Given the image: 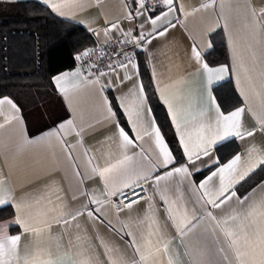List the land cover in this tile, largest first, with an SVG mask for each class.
I'll use <instances>...</instances> for the list:
<instances>
[{"label": "crops", "instance_id": "0c3cea01", "mask_svg": "<svg viewBox=\"0 0 264 264\" xmlns=\"http://www.w3.org/2000/svg\"><path fill=\"white\" fill-rule=\"evenodd\" d=\"M21 1L40 3L58 19L82 27L92 36L95 44L128 38V33L138 39L144 33L147 39L138 57L145 65L182 153V159L176 162L149 106L138 71L137 56L131 59V63L129 60L123 63L126 68L118 66L104 72V75L87 77L74 68L54 76L52 84L68 113V117L60 123L73 120L75 131L61 132L59 137L50 141H41L40 138L58 129L60 123L42 132H30L21 109L11 99L18 111L13 112L9 106H3L0 124L4 123L5 115H15L19 119H13L0 128V179L13 194L14 201L26 205L21 215L30 216L33 227H42L44 221L52 225L38 238L26 234L13 223L17 215L13 204L0 206V210L8 208L9 212H5L12 213L0 220V225L5 226L9 235H21V255L39 245L53 253L57 250L61 254L67 252L64 257L66 264H71L72 260L79 261L81 254L90 258L91 264H109V258L118 261L121 257L138 261L139 257L132 247L134 239L142 251L146 241L151 240L154 254L145 264H168L169 259L173 264H235L217 221L234 210L240 212L254 201L264 199V164L259 163L264 159V26L254 24L251 15L253 7L257 10L264 8V0H173L172 12H168L160 0L156 12L149 13L145 8L140 10L143 15L138 13L139 5L134 0H69L70 6L63 9V15L53 11L44 0H0V3ZM204 4H211V7L204 8ZM163 13L168 15L163 16ZM157 16L163 17L157 22V31L164 27L168 29L164 36H156L148 22ZM113 24L118 27L111 28ZM106 29H110L107 36ZM150 32L151 36L148 35ZM222 42L226 47L227 62L208 64L206 56ZM192 47L201 53L200 62L193 57ZM203 63L210 67L224 66L228 71L223 79L208 85L201 68ZM77 70L79 74L72 75ZM65 73L69 76L58 86L55 78ZM126 75L131 79H125ZM225 83L232 84L240 99V105L228 112L222 110L214 94V89ZM74 84L79 87L73 88ZM61 87L69 91L62 93ZM140 88H143L144 96L142 115L138 119L135 112L140 99L132 93L138 94ZM161 93L178 112L181 131L186 139L190 135L192 141H196L202 121L205 125L214 123L215 112L208 100L209 94L224 114L243 108L240 131H251L253 135H244L243 138L231 136L218 141L209 149L208 156H201L200 159L193 157L195 162L189 163ZM121 97L126 98L123 104L132 111V120L137 122L135 131L129 122L128 112L121 106ZM201 112L205 113L203 117ZM152 122H155L172 153L174 162L167 167L159 161L154 136L145 135V130L151 132ZM120 129L129 135L133 145L120 147ZM137 132L142 139L137 138ZM203 134H208L207 128ZM60 137H63V143ZM232 145L236 146L234 154H231ZM219 152L227 157L225 161H220ZM124 155L131 157L127 165L129 174L146 177L139 183L144 184L147 198L117 212L109 201L110 195H104L105 182L92 169L103 168ZM236 155L241 156L238 172L248 173L230 189L235 191L236 196L220 208L206 204L199 189L200 183ZM217 160L218 163L215 162ZM177 167H187L189 173L175 174ZM170 171L173 172L171 177L166 175ZM157 177L163 179L158 180ZM124 179L122 171L111 174L107 179L108 190L121 187ZM218 187L219 178L216 177L208 188ZM245 196L248 199L241 205L237 198ZM92 197L108 203L102 206L89 203ZM97 208L100 210L96 211ZM166 208L172 209L177 221L187 212L191 220L189 230L179 233L168 219ZM78 209L82 214L70 225L55 222L61 210L68 213ZM89 210L94 213L92 218L87 215ZM38 212L41 214L38 215ZM209 212L212 216L208 215ZM150 231L152 236H149ZM129 232L132 236L128 235ZM164 244H167V253L155 252L156 247L163 249Z\"/></svg>", "mask_w": 264, "mask_h": 264}, {"label": "snow or ice", "instance_id": "6c2138e0", "mask_svg": "<svg viewBox=\"0 0 264 264\" xmlns=\"http://www.w3.org/2000/svg\"><path fill=\"white\" fill-rule=\"evenodd\" d=\"M45 3L48 4L53 11L58 12L60 14L63 13V9L70 6L69 0H44ZM75 2V0H74ZM135 3L139 5L138 13L143 15V10L146 8L145 0H134ZM163 6L168 8V12L173 11V0H162ZM251 7V5H249ZM204 8L211 7V4H204ZM190 14V13H189ZM168 13H163V16H167ZM251 15L253 17V23L257 25L264 26V8L257 10L256 8H252ZM131 18V17H129ZM162 16H157L155 18H150L149 23L153 26L152 32L156 33V36H164L167 32V27L162 28L157 31V22L162 20ZM170 23V22H169ZM118 27L116 24L111 25V28ZM143 27V26H141ZM110 29L105 30V35H108ZM152 32L148 33L149 36L152 35ZM128 37L126 40L122 41V43H136L137 46L142 47L139 41H145L147 38L144 33H141L138 37L132 38L131 34H126ZM156 38V37H153ZM149 43L151 41H148ZM211 46V45H209ZM192 55L197 62H200L201 53L197 50L196 47H192L191 49ZM84 56L89 55V51H85L83 53ZM80 57H77L79 59ZM129 59V63H131V58ZM111 67V65H109ZM119 67L126 68L127 65L120 64ZM132 67H135V64H132ZM204 76L207 79L208 85H211L214 80H221L224 78V75L227 73V68L224 66L220 67H210L207 63H203L201 65ZM79 72L77 70L76 73H72V75H78ZM105 73H101L104 75ZM69 76L68 73H65L63 76H57L55 78V82L58 86H60L61 81L65 80ZM125 79H131V76H125ZM98 83V81L96 82ZM79 87L78 84H74L73 88ZM159 90V89H158ZM60 91L62 93H67L69 91L68 88L61 87ZM133 96L138 95L140 99V105L137 108L135 114L139 119L142 115V105H143V96L144 90L143 88L139 89L138 94L136 92L132 93ZM125 97H121L122 104L121 106L125 108V111L128 112L129 122L133 124V130H136L137 122L132 120V111L123 104V100ZM161 99L164 100V103L168 105L169 113L172 116V122L175 124L177 129V134L180 137V144L183 146L184 154L188 159L189 163H194L193 157L196 159H200L201 156H208L209 149H211L218 141H224L228 137L237 136L243 138L244 135L251 136L253 133L248 131L246 133H241L240 131V119L241 115L244 111L243 108H238L235 111H231L227 114L221 112L219 106H217L216 100L209 94L208 100L211 103L212 109L215 112V120L214 123L205 125L203 121L200 123L199 130L200 134L197 136L195 142L192 141L191 136L185 138V133L181 131V123L178 120V112L173 110V104L170 102L168 98H166L163 93H161ZM107 103V101H105ZM9 106L13 112L18 111L16 105L13 103L11 99L3 98L0 99V110L3 109V106ZM109 113H111V108L108 109ZM205 115L204 112L200 113V116L203 117ZM13 119H19L17 116H4V123L0 124V128L5 127L6 124L11 123ZM207 128V135H204V129ZM67 130L75 131V125L73 120H67L65 123H60L58 129L54 131H49L45 133L40 140H51L53 138L59 137L61 132H65ZM79 135V133H77ZM120 138V147L127 148L129 145H133V140L129 138V135L123 129H120L118 132ZM145 135L154 136V144L156 149L159 152V161L160 163L167 167L169 164L173 163L172 153L169 151L168 146L165 144L164 139L161 137L160 130L156 127L155 122L151 124V132L145 130ZM137 138L142 139L137 132ZM28 143H35V141H27ZM60 142L63 143V137H60ZM67 150V149H66ZM147 158V157H146ZM69 159H71V155L69 154ZM131 160V157L124 155L122 159L116 160L114 163L109 162L103 168H93L92 171L94 174H98L105 182V191L104 195L106 196H115L117 194L123 195V188H132L139 184V181L142 179H146L145 176H136L129 174L128 172V162ZM241 156L236 155L234 158L229 160L227 163L218 167L216 171H213L209 176L205 178L199 185V189L202 192V198L205 200L206 204H210L215 208H220L223 204H225L228 200L232 199L236 196L235 191H230L233 188L234 184L238 183L239 180H242L248 173H239L238 165L240 164ZM218 163L219 161H215ZM260 164H264V159L259 161ZM199 170V169H197ZM251 169H249L250 171ZM123 172L125 179L122 183L121 187H114L112 191L108 190L107 179L110 178L111 174L116 172ZM175 174H185L189 173V169L187 167H177L174 169ZM79 175V173H77ZM167 176L171 177L173 172H168ZM219 178V187L215 189H209L208 185L213 181L214 178ZM157 179H163V177H157ZM87 196L88 194L85 193ZM134 195H137L134 193ZM143 197H139L136 200H128L127 203H124L125 208H131L133 204L138 203L139 199ZM59 199V197H57ZM75 199V197H73ZM127 199V198H126ZM238 202L243 205L245 201L248 199L245 196L243 199L237 198ZM12 203L17 211V215L14 224L20 226L24 233L32 234L35 237H39L45 230H49L51 228V224L47 221L43 222L42 227H33L30 223L31 217H25L21 215L22 210L26 207V205L15 202L13 194L7 189L3 179H0V206L7 205ZM39 203V201H36ZM51 203V201H49ZM89 203L104 205L108 203V201H102L96 199L95 197L90 198ZM167 203V201H165ZM119 212L120 206L114 205ZM87 207V206H85ZM100 209L97 208L96 211ZM166 214L168 219L172 221L173 227L177 229V231L181 234H184L186 230H189V225L191 224V220L187 217V212L183 213V218L177 221L176 217L173 216L172 209L166 208ZM40 215L41 213H37ZM47 215V213H43ZM81 210H76L75 212L64 213L62 210L60 212L59 217L55 220L56 223L68 224L70 225L72 221L76 220L79 215H81ZM87 215L89 218L94 216L93 211L89 210ZM209 216L212 214L209 212ZM195 219V217H193ZM215 219V217H213ZM218 226L221 228L222 234L225 237L228 248L231 250L235 264H264V199L259 202L251 203L246 209L241 210L240 212L233 211L232 214L226 215L222 218V220L217 221ZM129 236H132V233H128ZM153 233L150 231L149 236H152ZM162 240V237H161ZM21 241V235H9L5 230L4 225H0V264H66L64 259L65 256L68 255L67 252L61 254L59 250L56 253H53L50 249L42 248L39 245H36L32 250L26 251L23 255H21L19 246ZM132 247L135 248L136 255H138L139 260L128 261L121 257L118 261H113L109 258V264H145L148 261L149 257L154 253L151 250V240L146 241L145 250H141V246L137 245L135 240H132ZM164 251L167 253V244L163 245V249L160 247L155 248V252ZM107 255V252H106ZM71 264H91L90 258L84 257L81 254V259L79 261L72 260ZM168 264H173V261L169 259Z\"/></svg>", "mask_w": 264, "mask_h": 264}, {"label": "trees", "instance_id": "16d2710c", "mask_svg": "<svg viewBox=\"0 0 264 264\" xmlns=\"http://www.w3.org/2000/svg\"><path fill=\"white\" fill-rule=\"evenodd\" d=\"M94 45L92 36L82 27L58 19L40 3H0V98L8 97L18 105L30 132H42L68 117L52 78L73 70L75 56ZM137 59L149 106L178 162L182 159L180 146L145 65ZM206 61L210 65L227 62L224 42L206 56ZM214 94L224 112L240 105L231 83L216 87ZM231 149L234 154L236 146ZM226 158L220 154V161ZM9 210H0V220L12 215Z\"/></svg>", "mask_w": 264, "mask_h": 264}, {"label": "built area", "instance_id": "2783aa9c", "mask_svg": "<svg viewBox=\"0 0 264 264\" xmlns=\"http://www.w3.org/2000/svg\"><path fill=\"white\" fill-rule=\"evenodd\" d=\"M146 10L149 13H154L160 6V0H146ZM127 38L122 37L119 39H110L107 42L95 44L89 50V55L84 56L83 53H79L75 56L74 68L79 69L87 77L96 76L102 72L112 71L116 69L120 64L125 63L128 58H133L142 47L137 46L136 43H122ZM144 41H139L143 45ZM77 57H80L77 59ZM111 65V67H109ZM139 197H143L138 200V203L144 201L147 198V192L143 183H139L137 186L127 188L123 191V195L117 194L110 196L109 201L113 205H119L121 210L127 208L124 207V203L128 200H136ZM127 198V199H126ZM136 204V203H135ZM134 205V204H133Z\"/></svg>", "mask_w": 264, "mask_h": 264}]
</instances>
